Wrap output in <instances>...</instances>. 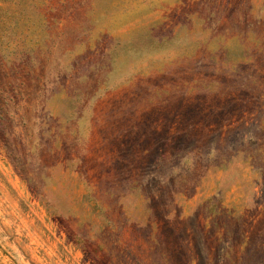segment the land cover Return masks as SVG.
I'll return each instance as SVG.
<instances>
[{
    "label": "rangeland",
    "instance_id": "374dc122",
    "mask_svg": "<svg viewBox=\"0 0 264 264\" xmlns=\"http://www.w3.org/2000/svg\"><path fill=\"white\" fill-rule=\"evenodd\" d=\"M0 264H264V0H0Z\"/></svg>",
    "mask_w": 264,
    "mask_h": 264
}]
</instances>
